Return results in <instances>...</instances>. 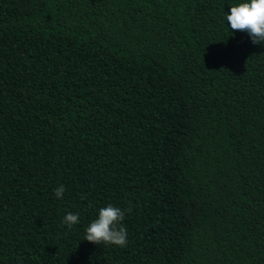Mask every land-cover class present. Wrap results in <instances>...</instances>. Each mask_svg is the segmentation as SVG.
Wrapping results in <instances>:
<instances>
[{"label":"trees","instance_id":"16d2710c","mask_svg":"<svg viewBox=\"0 0 264 264\" xmlns=\"http://www.w3.org/2000/svg\"><path fill=\"white\" fill-rule=\"evenodd\" d=\"M241 2L0 0V264H264V44L231 30ZM109 204L124 248L84 239Z\"/></svg>","mask_w":264,"mask_h":264},{"label":"clouds","instance_id":"9594fccd","mask_svg":"<svg viewBox=\"0 0 264 264\" xmlns=\"http://www.w3.org/2000/svg\"><path fill=\"white\" fill-rule=\"evenodd\" d=\"M228 24L233 31L247 32L253 44H264V0H246L232 6L227 14ZM65 187L54 189L57 198L62 199ZM125 210L109 204L99 210L98 218L86 229L85 240L97 245L127 246L128 230L124 226ZM69 228L80 223L79 214L69 212L63 221Z\"/></svg>","mask_w":264,"mask_h":264}]
</instances>
